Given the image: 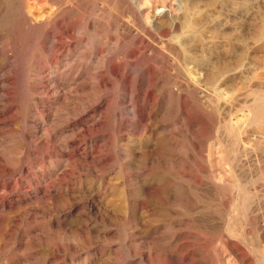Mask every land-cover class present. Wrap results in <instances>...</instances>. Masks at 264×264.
<instances>
[{"label": "rangeland", "instance_id": "1", "mask_svg": "<svg viewBox=\"0 0 264 264\" xmlns=\"http://www.w3.org/2000/svg\"><path fill=\"white\" fill-rule=\"evenodd\" d=\"M0 1V264H264V0Z\"/></svg>", "mask_w": 264, "mask_h": 264}, {"label": "bare ground", "instance_id": "2", "mask_svg": "<svg viewBox=\"0 0 264 264\" xmlns=\"http://www.w3.org/2000/svg\"><path fill=\"white\" fill-rule=\"evenodd\" d=\"M1 2V1H0ZM3 2H9V0H4ZM10 3V2H9ZM6 5V4H5ZM196 6V4H192L191 5V9H193ZM3 10V9H2ZM194 10V9H193ZM4 13V12H3ZM2 13V14H3ZM197 23V21H196ZM195 25V24H194ZM167 54V53H166ZM173 54V53H172ZM173 56V55H172ZM175 56V55H174ZM177 58V57H176ZM245 58V54L244 53H240L238 55V58L236 60V64L240 65L242 64V62L244 61ZM170 61V60H169ZM166 62V60H165ZM158 66V65H157ZM232 65H230L229 63H222V64H216L213 66H210V71H208L209 73L207 74L206 77V81L204 83L201 84V87L195 88L194 92L196 94L199 90L201 91V93L203 92L202 88H209V87H214L221 78H223V76L225 75V73H227L230 69H231ZM263 68V67H262ZM259 70V69H258ZM175 71V70H174ZM190 72V71H189ZM182 77V76H181ZM256 78H259V75L256 74L255 76H253L252 81ZM183 79V78H182ZM188 79V78H187ZM187 81V80H186ZM190 82V81H189ZM188 82V83H189ZM195 83V82H194ZM230 84V83H229ZM183 85V84H182ZM202 89V90H201ZM213 90V89H212ZM237 91V90H236ZM238 92H239V97L237 95V98L235 99L236 101L234 102V104H238L241 111L246 110L247 111V116H245V114L241 115V119H237L235 124L232 123H228L229 125H224V128H228L225 129L227 130L229 133L225 132L228 134L227 138H229V147H227V151H228V161L231 164V169L233 170V173L235 172L234 169H236L237 167L241 166L242 162H243V154L245 153L244 150L247 148L245 144H243V134L249 132L248 127L250 125H253L254 127H256L257 129H261L264 126V88L262 87L261 82H256L253 83L251 81H249L248 83L245 81L244 83H242L241 87H238ZM200 93V95H201ZM204 93V92H203ZM224 93V92H223ZM207 94V93H205ZM225 96V95H224ZM199 97V96H198ZM227 99V98H225ZM203 101V100H202ZM214 101V100H213ZM186 102L184 101V106H186ZM225 104V103H224ZM237 106V105H236ZM214 107V106H213ZM215 108V107H214ZM223 108V107H222ZM230 108V107H229ZM227 108V109H229ZM234 108V107H233ZM236 109V108H235ZM212 110H216L213 109ZM226 110V109H225ZM231 110V108L229 109ZM220 111V109H219ZM232 111V110H231ZM216 112H218L216 110ZM215 112V113H216ZM213 113V114H215ZM225 113V111H224ZM222 114V113H221ZM228 114V113H227ZM241 114V112H240ZM226 115V114H225ZM224 115V116H225ZM232 115V114H231ZM185 116V115H184ZM230 116V114H229ZM226 119L228 116H225ZM224 118V117H223ZM230 119V118H229ZM222 120V119H221ZM224 120V119H223ZM222 120V121H223ZM231 120V119H230ZM233 120V119H232ZM233 122V121H231ZM223 123V122H222ZM234 123V122H233ZM223 126V125H222ZM210 127V126H209ZM217 128V127H216ZM215 128V129H216ZM222 128V127H221ZM216 131V130H215ZM223 134V133H222ZM226 134V135H227ZM244 134V135H245ZM257 136V135H256ZM227 144V145H228ZM226 145V146H227ZM246 154V153H245ZM242 174V172H240ZM228 175V174H227ZM239 174H234L233 177L236 179H234L233 181V186L234 188H236V193L234 192L233 196V208L235 209V212L233 213V208H231V212H230V218H229V226H234L236 224L235 221V217L234 216H238L241 215L242 217L244 216H248L250 215L251 209H252V199L253 196L255 195L253 193L252 188H249L247 186V181H244L241 175ZM247 180V179H246ZM227 185V184H226ZM224 187V186H223ZM259 187L261 188L260 185H258V187H255V189H259ZM264 187V186H263ZM217 188V187H216ZM218 189V188H217ZM233 189V187H232ZM264 189V188H263ZM261 188V190H263ZM202 190V189H201ZM204 190V189H203ZM206 191V190H205ZM208 191V190H207ZM212 191V190H209ZM208 191V192H209ZM214 193V192H213ZM218 195V194H217ZM190 196V195H188ZM219 196V195H218ZM229 197V196H228ZM227 199V198H226ZM230 199H228L229 201ZM226 202V201H225ZM230 202V201H229ZM227 205V204H226ZM261 207V206H260ZM164 211H162L163 213ZM203 213V212H202ZM229 217V216H228ZM257 217V216H256ZM238 218V217H236ZM241 218V217H240ZM252 218V216H251ZM261 219V218H260ZM255 222V219H254ZM252 224V223H251ZM217 225V223H216ZM243 225V224H242ZM227 226V225H226ZM225 226V227H226ZM213 227V226H212ZM215 227V226H214ZM254 228V225L252 226ZM211 228V227H210ZM217 228V226H216ZM259 228V227H258ZM213 229V228H212ZM248 237V236H247ZM263 238V237H262ZM240 240V239H239ZM231 241V240H230ZM247 241V239H246ZM255 243V242H254ZM256 246V244H255ZM257 251V250H256ZM261 259L264 263V256H261Z\"/></svg>", "mask_w": 264, "mask_h": 264}]
</instances>
